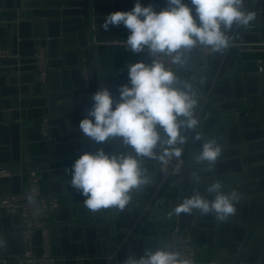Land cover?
I'll return each instance as SVG.
<instances>
[{
  "label": "water",
  "instance_id": "95a60500",
  "mask_svg": "<svg viewBox=\"0 0 264 264\" xmlns=\"http://www.w3.org/2000/svg\"><path fill=\"white\" fill-rule=\"evenodd\" d=\"M41 1L0 0V32L4 31L5 37L0 39V48H10L18 55L0 58V162L29 164L32 143L46 142L48 152L39 163L47 176L42 177L41 185L47 182L52 194L68 198L51 223L53 254L66 257L58 264H123L128 255L139 256L141 251L142 238L134 232L143 219V215H133L139 209L138 200L133 197L124 211L92 213L83 204L85 197L71 187L64 163L69 159L75 162L85 152L100 147L79 130L86 109L93 103L79 95L81 69L87 67L96 91L107 86L119 96L118 87L128 82V66L137 61L117 69L101 67L99 49L109 46L101 41L128 32L123 25L109 31L101 25L108 14L131 10L136 0ZM124 2L127 10L119 7ZM186 2L190 4V0ZM246 7L256 12V19L247 27L234 26L231 30V47L240 49L232 55L233 65L227 66L226 55H222L220 68L208 74L210 85L204 88L208 78L198 72L202 85L194 86L200 96V131L205 138L218 139L223 146L221 157L210 168L197 165L195 159L203 141L190 137L184 145L185 174L170 177L160 187V161H145L153 177L147 187H157L153 201L162 208L173 210L197 191L212 199L206 187L213 181L222 182L225 192L237 194L236 214L225 221L199 213L177 216L180 230L194 223L191 232L195 242L212 251L213 261L202 264H264V60L243 57L244 50L264 47V0H247ZM39 46L47 48L52 66L47 82H39L32 58ZM193 56L194 64L189 68L205 69L206 59L198 57V51ZM69 77L68 83L64 79ZM202 89L206 97H202ZM36 106L47 108V139L40 134L39 118L23 116ZM105 147L107 151L119 150L118 144ZM21 183L18 174L10 181L0 178V196L20 192ZM20 223L18 215L0 217V237L6 242L0 247L1 257L20 253L19 235L3 233V228ZM165 224L162 221V227ZM17 240L16 247L13 243ZM6 264L18 262L9 258Z\"/></svg>",
  "mask_w": 264,
  "mask_h": 264
},
{
  "label": "clouds",
  "instance_id": "9594fccd",
  "mask_svg": "<svg viewBox=\"0 0 264 264\" xmlns=\"http://www.w3.org/2000/svg\"><path fill=\"white\" fill-rule=\"evenodd\" d=\"M247 0H167L157 11L152 4L136 0L128 11L108 14L101 27L123 25L128 29L126 48L133 54L146 53L150 62L138 60L128 66V82L117 89L102 86L91 96L92 107L80 121L79 130L89 142L99 144L95 152H85L69 170L70 185L83 197L92 213L105 209L124 211L133 193L152 182L146 160L165 161L181 158L182 146L192 137L203 141L195 163L210 168L223 152L218 139L205 138L198 116L200 96L194 85L182 80L171 65L188 68L194 64V52L200 48L225 53L233 42V27H247L256 12L246 7ZM203 83V81H201ZM119 145L107 151L106 145ZM194 177H199L194 171ZM212 199L197 191L173 209L181 214L212 215L225 221L236 214L235 192L224 191L222 182L206 187ZM6 244L0 237V247ZM123 264H190L171 247L146 249L142 255L132 253Z\"/></svg>",
  "mask_w": 264,
  "mask_h": 264
},
{
  "label": "built area",
  "instance_id": "2783aa9c",
  "mask_svg": "<svg viewBox=\"0 0 264 264\" xmlns=\"http://www.w3.org/2000/svg\"><path fill=\"white\" fill-rule=\"evenodd\" d=\"M126 40L110 38L102 40L101 42L108 45H126ZM213 54L214 53L210 49L200 48L198 50V57L200 58L206 59ZM14 57H18V55H13L10 48H0V58L9 59ZM32 58L34 59L39 82H47L49 72L52 70V66L49 63L47 48L45 46H39L35 50ZM160 59L179 74L178 70L180 67L171 65L169 58L160 57ZM179 76L181 77L180 74ZM81 77L82 86L79 95L84 99L90 98L95 92H91L92 78L85 66L81 69ZM202 91V97H206L203 89ZM49 120V115H45L39 119V131L44 139L49 137ZM182 148L183 155L181 158H165L164 162L160 161L161 170L158 177L159 187L170 177H182L185 174L187 161L184 154V145ZM39 162L40 161H36L32 163L27 171L24 169V167L26 168V164L22 162L16 164L0 162V178H6L10 181L16 174L20 175L22 178L20 192H9L0 196V217L18 215L21 219L20 226L15 228L16 231L10 232L8 231L9 228H3V231L7 232L8 235L18 234L21 243V251L19 254H10L7 257L0 256V260L5 264L9 258H14L17 260L18 264H58L59 261L66 259L64 256L53 254L52 251V215L57 213L62 205V201L59 194H52L50 190L47 193L43 192L41 179L44 177L43 173L46 171L41 168ZM69 169L70 166H64V171L67 174H70L67 171ZM146 188L147 186L133 193V197L136 199L138 198V208H140L141 203L139 196L145 195ZM156 188H153L154 191L152 193H147L149 195L148 197H150L147 207L153 202ZM165 225V227L160 228L155 236L157 248L161 247V245L171 247L179 251L182 258L188 260L190 264H196L194 262V255L198 245L191 232L194 223L191 222L184 230H180L178 225H171L168 223ZM38 234H40L41 238L40 244L37 243Z\"/></svg>",
  "mask_w": 264,
  "mask_h": 264
},
{
  "label": "crops",
  "instance_id": "0c3cea01",
  "mask_svg": "<svg viewBox=\"0 0 264 264\" xmlns=\"http://www.w3.org/2000/svg\"><path fill=\"white\" fill-rule=\"evenodd\" d=\"M165 1L166 0H141V2L145 6L148 4H152L157 11L165 7L164 5ZM41 2H43V0ZM119 7L121 8V10H127L129 8L126 5V2L120 3ZM123 28L125 27L123 26ZM229 35L232 36L231 33H229ZM127 36H128V32L122 33L118 35L117 37H113V38L126 40ZM4 38H5L4 31H2L0 32L1 41ZM37 48L38 47H36L35 50ZM238 50L240 49L236 47H231L223 54L214 53L212 56L207 57L206 58L207 65L205 69L197 68V66H196L197 69H191L189 68L191 64L188 66V68H179L178 72L181 75V79L191 82L194 86H198V87L201 86L202 84H200V82L198 81L199 79L197 76L198 72H204L205 78H208L209 77L208 74L211 75L213 72H216L220 68L222 64V55L223 57L224 55H226L227 66H232L234 62V60L232 59V55L234 52ZM243 53H244L243 57L247 60H258L259 62L264 60V47H255L254 49L244 50ZM192 58H194V56ZM99 59H100L101 67L112 68V69L126 67L128 63L135 62L138 60H145V61L150 62V59L145 53L133 54L126 48L125 45H109L105 48L99 49ZM64 80H66L69 83L70 77L67 79L65 78ZM211 81H212L211 78H208L204 86L208 87ZM91 92L92 93L96 92L95 81L93 78H92ZM67 104L64 103L63 106H66ZM262 106L264 107V105ZM45 115H48L47 108L42 107V106H36L30 109H27L26 112H24L23 114V116L26 118L34 117V118H39V119ZM32 146L33 148L31 151V163L25 165L26 166V168L24 167L25 171L28 170V167L31 166L32 163L36 161L44 160L48 152L47 151L48 144L46 142H42V141L41 142L39 141L37 143L34 142L32 143ZM64 164L71 167L74 164V162L69 159V160H66ZM43 176L44 177L47 176L46 172L43 173ZM153 191L154 189L152 187L146 188L145 195L139 196V199L141 201L140 208L133 213L135 218L143 215L142 221H139V224H137L134 230L135 234H137V236L142 238L140 255H142L146 249H149V248L153 250L157 249V242H156L155 236L159 232L160 228L162 227V221L166 224L168 223L171 225H177L178 218H177V215L173 213L172 209L162 208L155 201H153L151 205L147 207V204L149 203V199H150L147 193H152ZM43 192L44 193L49 192V185L47 182L44 183L43 185ZM60 199L64 203V202H67L68 198L61 197ZM54 215H52L53 222H54ZM15 228L16 227H11L8 229V231L13 232ZM3 233L7 234V232H4V231ZM40 241H41L40 234H38L37 243L40 244ZM18 243H19V240L15 241L13 244L14 246L17 247L19 245ZM11 245L9 244V249L11 248ZM211 261H213L212 251L207 249V247H205L204 245H201V246L198 245L196 249V253L194 255V262L196 264H202V263L211 262ZM0 264H5V263L2 260H0Z\"/></svg>",
  "mask_w": 264,
  "mask_h": 264
}]
</instances>
